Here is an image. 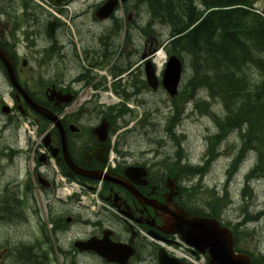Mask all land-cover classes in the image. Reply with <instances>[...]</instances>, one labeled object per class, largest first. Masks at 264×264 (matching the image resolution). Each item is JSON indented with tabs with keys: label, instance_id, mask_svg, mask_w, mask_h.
<instances>
[{
	"label": "flooded vegetation",
	"instance_id": "1",
	"mask_svg": "<svg viewBox=\"0 0 264 264\" xmlns=\"http://www.w3.org/2000/svg\"><path fill=\"white\" fill-rule=\"evenodd\" d=\"M46 1L56 9L54 16L30 0H0V49L30 97L55 116L71 106L78 94H86V98L59 122H50L13 86L0 59V112L4 105L10 106L0 115V154L21 153L3 138L7 130L18 138L26 118L37 127L38 149L43 148L46 154L37 155L34 168L26 176L0 183V226L19 225L16 240H0V264H160L161 247L153 238L159 235L174 240V234L164 230L174 229L167 226V219L183 210L191 216L209 213V204L202 188L185 175V156L172 159V141L163 146L158 142L159 147H155L153 136L134 138V132L124 127L126 120L117 117L116 108L102 104L101 75L97 74L106 62L101 52V19L97 17L101 0ZM74 2L78 4L76 9L69 11L66 7ZM64 15L70 18L68 26L59 18ZM89 16L91 19L86 20ZM113 18L108 21L113 23ZM52 21L53 36L49 37ZM108 54L113 51L108 50ZM132 56H137V51L127 52L129 62L114 60L107 66L115 76L113 91H124L125 98L137 100L145 93V78L137 62L131 61ZM47 57V65L53 67L50 77L46 72L35 73L32 67L35 63L36 70L45 69L41 61ZM63 67L67 75L58 71ZM121 67H125L123 72L129 79H121ZM3 80L6 89L1 86ZM90 86L96 90L92 95ZM52 87L56 90L50 92ZM153 126L149 120L139 133L149 135ZM175 128H166L165 133H176ZM65 148L88 177L68 166ZM111 150L117 164L105 170ZM14 166L0 164V174ZM99 174L109 177L103 180L99 192L105 206L92 210L83 204L81 194L95 188V180L90 177ZM127 186L142 194L144 202ZM221 209L225 224V210ZM91 239L97 242L99 252L85 247ZM260 246L259 254L264 256V243ZM106 249L112 250L110 258L101 254ZM179 264L190 263L181 259Z\"/></svg>",
	"mask_w": 264,
	"mask_h": 264
},
{
	"label": "trees",
	"instance_id": "2",
	"mask_svg": "<svg viewBox=\"0 0 264 264\" xmlns=\"http://www.w3.org/2000/svg\"><path fill=\"white\" fill-rule=\"evenodd\" d=\"M129 2L131 7L145 9L150 20L169 27L166 50L169 55L176 54L186 60L192 69L186 87L189 92L199 89L211 98L209 103H198V108L214 117L219 130L216 135L223 131L226 134L223 137L239 134L237 154L228 167L229 177L247 164L243 163L245 156L255 154L256 161L245 177L246 183L253 177L264 178V0ZM150 31L154 33V29ZM184 92L180 100H185ZM213 104L216 106L212 108ZM212 109H215L213 114ZM221 112L223 115H219ZM222 138L219 136L217 148L224 144ZM210 151L213 152V148ZM206 168L188 166L185 172L203 176L198 170L206 174ZM248 188L243 191L244 196H248ZM202 193L206 194L212 216L219 217L221 207L231 201L227 190L220 194L215 188H204ZM263 214L264 208L251 220H258ZM234 232L237 251L249 253L254 264H264V256L242 245L249 232L239 229V224L235 225Z\"/></svg>",
	"mask_w": 264,
	"mask_h": 264
},
{
	"label": "rangeland",
	"instance_id": "3",
	"mask_svg": "<svg viewBox=\"0 0 264 264\" xmlns=\"http://www.w3.org/2000/svg\"><path fill=\"white\" fill-rule=\"evenodd\" d=\"M37 3L43 5L48 12L53 14L52 11H56L51 9L52 6L47 4L44 0H39ZM77 3H74L70 5L71 10H75L77 7ZM131 5V4H130ZM142 10V9H141ZM118 15H122L121 12H119ZM61 22L63 24H67L68 26V20H70L69 16H63L59 17ZM129 19V14L128 17ZM86 20H90L89 18H85ZM109 31L111 32L112 26L110 22L101 23V34L103 32ZM160 31V36L162 38H168L170 35V29L169 27L163 26ZM123 34L125 32L123 31ZM122 31L118 33L117 36L113 38V54L111 55V62L116 61L117 63L122 62L123 60H127V51L131 50L132 44H127L126 38L123 37ZM155 38L153 39V43L151 44V48L156 45ZM66 39V35H63V40ZM102 47V45H101ZM137 47L140 50V52L145 51L147 48L144 39L141 40L140 38H137ZM103 49V48H102ZM150 52V51H148ZM149 54V53H148ZM166 55V53H165ZM167 57V55H166ZM157 58V57H156ZM155 58V59H156ZM138 58L137 60H139ZM32 67L34 68L35 73H42L44 72L48 73L45 76H51L53 71V67L51 65H45V66H38V69L40 67L45 68L42 70H36L35 63H33ZM48 67V68H47ZM108 68H101V80L107 78L108 82L104 83V86L111 85L115 78L111 75V72L107 70ZM60 71L63 75H67L66 68H61ZM159 71V70H158ZM161 71V70H160ZM53 76V75H52ZM191 76V69L189 66L186 68L185 72V78L182 85H186L189 81V78ZM1 86L6 89V83L3 80L1 83ZM110 88V86L108 87ZM110 92V91H109ZM109 92H102L103 96L109 95ZM117 96V95H116ZM144 99L147 101L145 105L136 104V100H133L129 102L130 104L134 105L132 108L135 111L134 117H127V119L130 122H134L133 124H138V122L141 120V118L144 117L146 113L150 114V120L157 126L153 127L151 134L145 135L140 134V131H134L133 137L136 139L147 137V136H153L156 138V140L161 141L162 139L168 141L169 138L165 134V128L167 126V120L169 119V116L172 113V105L173 103L170 101L171 98L169 94L163 89H159L158 91H147L143 94ZM117 98L120 97L117 96ZM117 101L118 99H111V101ZM211 101V100H210ZM216 106L213 104L212 108ZM215 109L211 110V113L213 114ZM224 112V111H223ZM225 113V112H224ZM177 115L179 119L180 124V131L177 130L176 133L169 134L172 143L170 144V153L172 155V159L175 160L176 156H182L185 155L187 160L191 162L197 163V165H200L203 163V161L206 158L205 150H206V143L210 145L213 148V152L208 156V162L207 165L205 163L204 166H207L206 168V174L207 177L204 180L205 187L215 188L216 191H218L220 194H223L224 191H228L230 194L232 200H234L235 205L232 207V210L229 212L232 214V218L234 219V222H240L244 220L247 222V219H249V222H251V217L254 213H256L258 210H260L261 202H264V178H255L253 177L252 180H254L251 183L250 188L248 189V195L249 197H244L242 194V190L244 191L245 187V181L244 177L246 175V172L249 170L248 165L254 164L255 156L249 157L248 160H246L245 163H247L244 166H241V169L238 173V175L231 180L233 177H229L228 173V166L233 161V154L235 148L237 149L239 145V134L234 133L233 136L223 137L226 135L223 131V133L219 136H221L222 141L224 142V150L223 148H220L218 150L217 148V140L219 138L217 133L219 134L218 130V124L213 116H211L208 111H200L198 109L194 110V116L188 121L186 118V113L183 109L177 110ZM219 115H223L222 112ZM3 119V117H1ZM173 125H175L176 129H179L178 123L173 122ZM136 126V125H134ZM152 128V127H151ZM6 137L3 138L6 142L19 146L23 153L19 155L15 159V166L9 167L8 171H6V174L1 173L0 174V183L5 179V177H11V178H18L21 176H26L28 174V171H32L33 167L36 164V151H38V147H35L34 142L35 140L30 138L29 133L26 130H22V133L18 138H16L11 132H8L5 134ZM216 135L209 139L210 136ZM17 143V144H15ZM155 146V145H154ZM34 148V150H33ZM244 161V159H243ZM5 163H12L11 161H6ZM202 175H205L202 171L198 172ZM6 175V176H5ZM17 176V177H16ZM249 201L251 203V206H249V210H247L245 213H243L242 209L246 205V202ZM257 203V204H255ZM230 217V216H229ZM250 225V224H249ZM10 226V225H9ZM253 228H251L252 233L249 236L247 242L244 244L246 247H248L250 250L256 251L259 245H263L264 243V219L260 222H257L256 224L252 225ZM11 227L7 226H0V240L2 242H5L6 240H16L19 236V225H13ZM255 227V228H254ZM202 264V263H200Z\"/></svg>",
	"mask_w": 264,
	"mask_h": 264
},
{
	"label": "water",
	"instance_id": "4",
	"mask_svg": "<svg viewBox=\"0 0 264 264\" xmlns=\"http://www.w3.org/2000/svg\"><path fill=\"white\" fill-rule=\"evenodd\" d=\"M115 6L116 0H111L105 4L101 8V18L109 16ZM0 58L10 69L11 77L13 78L9 59L1 50ZM182 71L183 63L181 59L175 55L171 56L166 70L164 71L163 85L172 96H175L178 92ZM147 76L149 84L153 88H157L159 82L155 75V69L150 62L147 63ZM13 80L15 81L14 78ZM15 84L19 86L16 81ZM32 106L36 111L48 119L52 121H59L55 115L53 116L49 111L45 110L41 106L35 103H32ZM68 163L76 173H85L80 168L75 167L71 160H68ZM96 178L101 179V176H97ZM178 218H180L181 222H184L177 227V230L183 234V238L189 245L194 246L197 250L202 252L207 250L209 251L210 264H253L250 255L238 253L236 251L233 232L228 227L222 226L215 217H190L189 215L185 214ZM89 246L91 249L94 248L97 250L98 248L96 243L93 241L89 243ZM161 260L162 264H164L165 261L162 257ZM176 263V261L173 262V264Z\"/></svg>",
	"mask_w": 264,
	"mask_h": 264
},
{
	"label": "bare ground",
	"instance_id": "5",
	"mask_svg": "<svg viewBox=\"0 0 264 264\" xmlns=\"http://www.w3.org/2000/svg\"><path fill=\"white\" fill-rule=\"evenodd\" d=\"M149 32V31H148ZM151 32V31H150ZM152 33V32H151ZM152 35H154V33H152L151 34V36ZM157 58L156 59H154V62L155 63H160V60H165L166 59V55H165V53L163 52H159L158 54H157ZM200 87V86H199ZM197 89V88H196ZM220 148H223V150H224V144H221L220 146H219V148H218V150L220 149ZM236 154L237 153H235V150H234V154L232 155L233 156V161L235 160V156H236ZM253 157V156H255V161H256V155L255 154H249V155H247V156H245L244 157V161H243V163H245L246 162V160H248L249 159V157ZM255 161H254V163H255ZM205 165V162H203V163H201L200 165H197V166H200V167H205L204 166ZM240 169H241V167H240ZM240 171V170H239ZM239 171L238 172H236L234 175H233V178L231 179V180H233L237 175H238V173H239ZM198 172H201V170L199 169L198 170ZM198 174H201V173H198ZM245 178V177H244ZM256 178V177H255ZM254 180H250L249 182H247V183H245V187H244V190L246 189V187H248L249 186V188H250V186H251V183L253 182ZM248 188V189H249ZM247 195V194H246ZM248 195H250V194H248ZM246 223H249V219H247V222Z\"/></svg>",
	"mask_w": 264,
	"mask_h": 264
}]
</instances>
